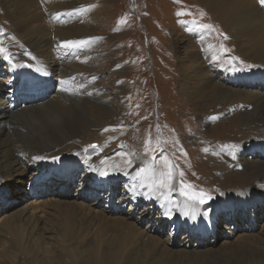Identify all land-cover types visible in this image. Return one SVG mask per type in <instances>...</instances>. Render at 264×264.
<instances>
[{
  "label": "bare ground",
  "instance_id": "1",
  "mask_svg": "<svg viewBox=\"0 0 264 264\" xmlns=\"http://www.w3.org/2000/svg\"><path fill=\"white\" fill-rule=\"evenodd\" d=\"M197 1L221 22L243 58L264 65V4L260 0ZM0 3L10 28L25 46V49H18L19 43L3 46V35L0 37V48L7 50L0 51V65L7 71L3 85L0 79V185H3L0 186V209L15 208L12 207L16 205L15 201L24 200L27 195L33 197V201H27L24 207L12 209L14 212L0 226V264H264V239L262 242L256 236V213L253 207L250 209L255 199L264 204V194L244 197L231 194L234 210L228 202L224 206L216 205L223 194L234 190L224 191L212 202L201 204L181 196L171 167L164 172L161 165L144 161L135 151L130 152L127 161L123 154L113 158L114 144L124 138L127 131L123 127L111 129L109 121L116 115L111 105L105 107L108 117L103 110L98 111L102 109L99 108L101 104L111 101L96 102L99 92L94 95L95 89L101 87L98 73L91 65L93 45L97 42L94 32L99 19L95 8H90L91 1L0 0ZM81 7L86 8V23ZM189 32L196 36L202 34L193 27ZM203 43L201 41L202 46ZM204 45L205 54H190L189 70L179 60L185 100L189 104L212 100L215 113L208 120L234 110L248 116L253 110L259 112L261 117L250 122L256 121L255 131L264 135V81L254 87L240 89L217 80V73H220L217 77L222 75L224 79L234 67H228L213 43L206 41ZM55 62L60 66L53 71L51 64ZM260 67L243 70L249 74ZM43 70L57 77L58 85L54 90L44 89V76L39 73ZM10 81L16 83L6 87ZM27 114L29 117L32 115V127L37 129L39 137L19 126L20 120L25 121L21 117ZM16 115L20 119H16ZM7 117L10 118L8 125ZM26 120L27 123L32 121ZM188 120L194 119L189 115L184 121ZM231 141L215 147L224 158L218 167L221 170L228 168L225 178L235 175L250 181L252 187L264 185V154L260 158L242 159L238 145ZM171 142L174 144L168 145L182 146L178 139ZM168 145L165 150L169 149ZM73 159L78 161L75 167L64 165L65 161ZM191 159L195 165V153L191 154ZM166 160L163 167L168 165ZM59 167L63 172L55 175ZM81 167L85 173L78 180L75 171ZM31 168H35L31 177L34 183L28 184V191L24 192L26 178H13L16 180L17 199L10 200L12 194L7 190L9 180L6 177L27 173ZM121 178H127L128 182L115 202L114 188ZM74 181L79 182L76 190L80 199L69 200ZM179 183H183L182 179ZM39 195L45 197L39 198ZM90 199L92 203H89ZM102 199H107L108 204L105 202V207L98 210ZM144 199L149 203L141 208ZM9 200L12 201L10 207L7 206ZM39 208L50 217L42 220V226L41 220L34 215ZM221 208L230 210L227 217L231 224L229 230L243 223V229L256 233L239 234L240 238L233 246L231 239L234 236L228 230L225 240L231 242H223L214 248L216 244L209 242L214 240L209 231L216 226L215 220ZM155 210L158 217L153 214ZM96 220L98 224H94ZM169 221L174 229L181 225L188 228L182 242L176 240L177 245L163 237L167 225L171 226ZM144 222L149 225L142 229L140 225ZM93 225L116 231L118 239L109 245V237L105 244L104 237L97 235L95 241H91L89 237L94 234L89 230L95 232ZM261 228L260 234L264 235V225ZM172 231L176 233L177 230ZM193 239L204 250L189 249ZM69 256L76 259L72 261Z\"/></svg>",
  "mask_w": 264,
  "mask_h": 264
},
{
  "label": "rangeland",
  "instance_id": "2",
  "mask_svg": "<svg viewBox=\"0 0 264 264\" xmlns=\"http://www.w3.org/2000/svg\"><path fill=\"white\" fill-rule=\"evenodd\" d=\"M89 1L93 3L90 5V8H95L97 19H99L94 32L95 41L97 42H94L93 45L94 51L91 57L93 64L89 63L95 67L94 71L98 73V81L101 84V87L95 89L94 95L99 92L96 95L99 96L96 102L111 101L109 104L106 101V106L105 104H101L99 108L102 109H98V111L103 110L104 115L108 117L105 109L108 105H111L116 110L115 117L109 121V123L111 122V129L123 127L127 131V135L114 144L113 150L115 153L113 154V158L119 154H123L125 155L124 160L127 161L130 152L135 151L144 161L153 162L157 166L161 165L164 172L168 170V167H171L175 173L176 186L181 196L185 197V192L189 194L203 192L207 194L204 203L212 202L213 199L217 198L224 191L234 190L223 194L224 196L222 195V198L216 203V205L224 206L228 202L231 210H234L231 204V194L235 197H244V195L260 196L264 194V185L252 187L250 181L241 180L235 175L225 178L228 168L221 170L218 167L224 161V158L215 149V147H219L220 143L230 142L232 138L231 143L238 145L240 158H260V155L264 154V135L262 132L255 131L257 122H250V120L255 117V119H259L261 114L253 110L251 111V116H248L240 110L237 112L234 110L225 116H218L215 119L208 120L215 113L212 107L214 102L207 99L203 104H189L185 100L187 98L184 96V82L180 75L181 67L179 60L183 62L185 69L189 70L190 64L188 62L190 54H205L204 44L206 41H210L214 44V48L222 54V59L228 63V67H234L231 68L232 70L228 72L227 77L224 79L221 78L222 75L217 77L220 73H217L218 70L215 71L217 73L216 79L223 81L230 87L238 86L240 89L254 87L255 84L263 82L264 65L258 64L249 58H243L238 53L236 46L232 42V37L222 26L221 22L197 0ZM81 8L84 10V13L79 10L84 14V23H86V8ZM180 13L185 14L180 15ZM9 24L0 3V37L3 35V38H1L2 45H18L19 43L18 49H25V46L22 44L23 42L16 35L14 29L10 28ZM192 27L202 32V34L196 36L189 32V28ZM201 41L204 42V47L201 45ZM51 65L53 71L60 66L56 62ZM257 67L260 68L249 74L243 70L251 71ZM4 73H7V71L0 65L1 82L7 78ZM39 73L44 76V89L54 90L57 87V77L44 70L39 71ZM14 83L16 82L10 81L6 87ZM1 84L3 85V82ZM138 89L140 91L137 92ZM189 115L194 120L184 121ZM31 117L32 115L30 117L28 114L24 115L21 119L25 121L20 120L18 124L39 137L37 129L32 127L33 120ZM15 118L20 119V116L16 115ZM26 118L32 121L27 123ZM6 120L8 121V125L10 118L7 117ZM104 131L106 132V129ZM173 139H178L182 146L168 145L169 143H173L171 142ZM242 142L244 143L240 144ZM166 145L169 147L168 150H165ZM192 153H195V165L191 159ZM225 154L227 153L225 152ZM44 155L46 158H50V155ZM109 158H112V156ZM165 158L168 165L163 167ZM77 163L78 161L73 159L65 161L64 165L73 168ZM115 169L120 170V168ZM34 170L35 168H31L27 173L6 177L9 180L7 190L12 194L10 200L17 199L15 198L17 193L14 189L16 180L13 178H26V184H23L22 191L27 192L26 187L28 184L34 183V180L31 178ZM57 170L58 172H54L55 175H60L63 172L62 167H59ZM138 170H141V168H138ZM67 172H69L68 169ZM75 172L78 175L77 179L80 180L85 170L81 167ZM180 179L183 181L182 184L179 183ZM126 182H128L127 178H121L116 182L117 186L114 188L115 202L121 197L122 192H124ZM245 182L248 185L243 189L246 184ZM0 186L2 187L3 185ZM77 186H79V182L73 184V189L69 193V200L80 199L77 195ZM23 194L25 193L22 192ZM240 194L241 196H238ZM44 197V195H39V198ZM10 200L7 201L8 207H10L9 204L12 202ZM27 201H33V197L27 195L26 199L15 201L14 204L16 205H12V207L15 206V208L20 209L25 206V203H28ZM91 201L92 199H90L89 203H92ZM105 202L108 204L107 199H102L101 205L97 207L98 210L105 207ZM197 202L200 203L199 201ZM147 203H149L148 200H142L141 208H144ZM252 207V210H255L258 223L255 225V228L258 229L256 236L260 237V240L263 242L264 235L260 234L262 230L260 227L264 225V204L255 199L250 209ZM15 208L0 209V226L5 222V218L14 212L12 209ZM245 211L247 212V210ZM153 214H155V217L159 215L156 210ZM34 215L38 220H41V226L43 225L42 220L46 221L50 218L41 208ZM229 215L230 210L221 208L215 220L216 226L213 231H209L213 234L211 239L214 238V240L209 242H211V245L213 242L216 244L214 248L219 247L223 242H231L225 240V234L231 227L227 218ZM170 221L169 224L171 226L167 225L168 229H166L167 231L163 234V237L169 239L171 244L177 245L176 240L182 242L181 238L187 235L188 228L181 225L174 229V225ZM98 223L97 220L94 222V224ZM61 225L62 223L59 224V228ZM148 225V222H144L140 227L145 229ZM242 225L243 223L239 224V227H233V229L229 230L232 233L231 235L234 236L231 239L233 240L231 242L234 244L233 246H235L241 235L256 233L243 229L244 226L242 227ZM95 226L93 225L92 227L95 232L89 230V232L94 234L92 237H89L91 241L94 242L97 235L104 237L105 242L103 243L105 244L110 240L109 245L112 244L114 239H118V237H115L118 236L116 231L105 226ZM172 229L177 230L176 233ZM205 240L208 241V239ZM192 242L189 243V249L204 250V248H200L196 244L195 239ZM81 256L85 257V255ZM69 259H76V257L69 256ZM26 260L29 262L28 259ZM78 260L83 262L80 258Z\"/></svg>",
  "mask_w": 264,
  "mask_h": 264
},
{
  "label": "snow or ice",
  "instance_id": "3",
  "mask_svg": "<svg viewBox=\"0 0 264 264\" xmlns=\"http://www.w3.org/2000/svg\"><path fill=\"white\" fill-rule=\"evenodd\" d=\"M261 4H264V0H260ZM185 13H180V15H184ZM0 51L6 52V49H2L0 48ZM128 163H131V161H128ZM105 175H107V173H104ZM185 195L189 197V199L191 200H196L199 201L200 203H204V199L206 197V193L200 192V193H187L185 192Z\"/></svg>",
  "mask_w": 264,
  "mask_h": 264
}]
</instances>
